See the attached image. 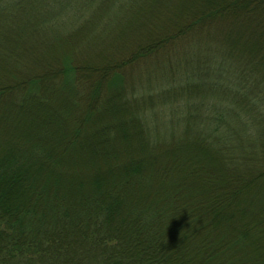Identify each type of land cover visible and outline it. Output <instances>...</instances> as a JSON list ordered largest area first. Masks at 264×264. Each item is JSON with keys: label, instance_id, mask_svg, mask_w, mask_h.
<instances>
[{"label": "trees", "instance_id": "trees-1", "mask_svg": "<svg viewBox=\"0 0 264 264\" xmlns=\"http://www.w3.org/2000/svg\"><path fill=\"white\" fill-rule=\"evenodd\" d=\"M168 1L0 0V80H13L0 83L1 116L20 125L49 101L40 79L8 72L20 70L36 48L54 46L52 35L63 31L72 42L84 26L107 29L127 14L147 19L153 4ZM194 1L198 8L185 24L162 34L154 25L150 40L128 50L106 81L119 90L108 108L130 111L117 114L119 127L150 151L145 158L88 184L68 183L65 159L83 151L79 132L86 129L71 126L68 134L63 122L58 130L53 113L0 148V264L257 259L264 234V0H227L218 9ZM134 66L140 77L132 83L126 73ZM61 67L66 91L76 67L72 60ZM102 92L109 95L98 83L91 96ZM92 144L85 146L90 153ZM191 153L201 154L209 172L202 179Z\"/></svg>", "mask_w": 264, "mask_h": 264}, {"label": "rangeland", "instance_id": "rangeland-1", "mask_svg": "<svg viewBox=\"0 0 264 264\" xmlns=\"http://www.w3.org/2000/svg\"><path fill=\"white\" fill-rule=\"evenodd\" d=\"M179 1L169 0L167 5L160 4L159 6H155L158 3L154 2L155 5L153 4L151 7V15L147 19L139 17L134 19L130 18V14H127L115 22L114 25H105L107 29H102V27L97 29L95 27V29L90 30L92 28L90 25L86 28L84 26L83 30L78 33L79 39L72 42L69 41L67 36L62 35V31L52 35L50 43L54 42V46L48 48L47 51L42 52L43 49L41 47L36 48V51L31 53L28 59L25 58L27 61L20 70L13 69L12 72L14 73H8L15 78H19V75H21L20 79H24L27 74L29 77L33 76L34 79H40L39 93L44 97H49V101L45 102L42 107L37 105L40 110L37 108L35 115L32 114L34 117L31 118H34V120L29 118L25 121L21 120L20 125V119L13 121L11 124L14 116L9 113L3 116L0 114V148L4 147L5 142L9 141L8 143H10L21 133L30 131L31 126L33 127L38 121H45L44 115H47V113H53V117H50L49 121L58 130L62 129L63 122H66L64 123L66 127L65 133L68 129V134L72 133L71 129L74 127L86 129L83 132H79L81 133V142L78 146L83 151H77L76 155L73 152L72 155H69L71 157L65 159V178L68 183L81 181L88 184L94 180L93 178L106 173L108 169L116 168L121 163L126 164L127 160L145 158L150 151L144 153L138 149L137 141L133 140L132 137L130 138L132 132L129 131V134H127L119 127V117L121 116L117 117V114L120 115L125 111L130 114V111L124 107L125 105H119L115 112L108 108L111 103L116 101L113 98L118 95L119 90L117 88L115 90L108 89L106 81L111 77L109 72H114L113 68L117 66V62L123 56L127 55L128 50L134 49L145 40H150L149 37L152 34L150 32L153 30L154 25H157L154 33H168L173 25L185 24V18L190 13H194L198 8L196 6L199 5H196V2L199 1L195 2L194 0H183L182 4H179ZM207 2L206 5L209 4L210 7L215 6L218 9L227 0H208ZM140 26L141 28H137ZM87 31L88 33L85 35ZM129 32L131 33L128 35ZM69 60H72L76 67V77L73 80L75 82H72L70 87L66 86L68 90L65 89L66 91H63L60 88L65 85H59L58 83L63 81L64 77L61 72V66L69 64ZM4 69L5 67L2 68V71ZM139 70V66L131 67V70L129 69L126 73L127 81L134 83L140 77V75H137ZM4 78L2 77V79ZM2 81L3 83H8L13 80H0V83ZM142 81H144V78L139 80V83ZM98 83H101L102 88L110 97H108L109 95H104L105 92H102L98 97L92 98L91 95L94 94V89ZM99 92H101V89L97 93ZM42 110L46 111V113ZM6 121L9 123L6 124ZM42 125L46 127L45 124ZM71 126L74 127L72 128ZM106 127L108 128L104 130ZM111 130H113L114 133L112 134H115V137L100 143V140L105 139L104 134ZM68 134L64 135L65 140L71 135ZM125 135L130 136L127 139ZM93 142L94 144H92ZM88 144H92L93 148L95 147L92 151L93 153H90L85 147L86 145L89 147ZM188 156L193 157L197 161V164L194 163L192 165V167L198 168L194 175L202 179L203 176L209 173L199 160L201 154L199 158H196V154L192 153ZM185 158L187 157L185 156ZM262 235L263 239L256 241L259 254L253 253L257 255V259L254 260L253 264H264V234Z\"/></svg>", "mask_w": 264, "mask_h": 264}]
</instances>
